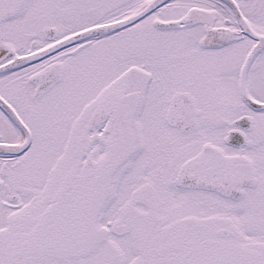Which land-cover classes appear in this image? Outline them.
I'll return each instance as SVG.
<instances>
[{
	"label": "snow or ice",
	"instance_id": "1",
	"mask_svg": "<svg viewBox=\"0 0 264 264\" xmlns=\"http://www.w3.org/2000/svg\"><path fill=\"white\" fill-rule=\"evenodd\" d=\"M0 264H264V0H0Z\"/></svg>",
	"mask_w": 264,
	"mask_h": 264
}]
</instances>
